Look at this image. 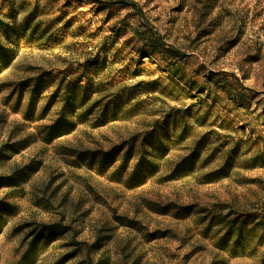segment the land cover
Segmentation results:
<instances>
[{
	"label": "rangeland",
	"instance_id": "rangeland-1",
	"mask_svg": "<svg viewBox=\"0 0 264 264\" xmlns=\"http://www.w3.org/2000/svg\"><path fill=\"white\" fill-rule=\"evenodd\" d=\"M107 1L0 0V264H264V0Z\"/></svg>",
	"mask_w": 264,
	"mask_h": 264
},
{
	"label": "trees",
	"instance_id": "trees-1",
	"mask_svg": "<svg viewBox=\"0 0 264 264\" xmlns=\"http://www.w3.org/2000/svg\"><path fill=\"white\" fill-rule=\"evenodd\" d=\"M105 3H106L107 8H110L114 5L132 7L133 9L137 10L138 13L141 15V17L143 18V14H142L141 10L138 9V6L134 2H129V1H125V0H117V1H107ZM0 31H3V33H5V35H7V31H8L7 25L1 19V16H0ZM149 32H147V33L144 32V34H142L141 32H137L136 35L138 36V38L141 42L148 43L153 48H162V46H161L162 44L159 42V38L157 36H154L152 33L149 34ZM0 55H1L0 57L3 60H5L4 65L8 64L12 58V56L8 54L7 49L2 45H0ZM40 85L41 84L38 80L35 81V84H34V87L31 91V95H30V99H29L30 105L34 104L35 99H36V95L40 91ZM80 104H81V102L78 104V106H76L75 98H72L69 95H64V97L62 99V106L60 108L59 118H57V120L55 121L54 124H51L46 128V133L44 136L45 142H51L54 138H57V137L63 135L61 128L64 129V128H68L71 126L68 122L64 121L65 114L66 113H69V114L74 113L75 109L77 107H79ZM63 121H64V123H62ZM135 173H136V168L132 172L131 177L134 176ZM21 176L26 177L27 175L24 172H21ZM16 179H19V176L16 177L14 175L13 177L4 178L5 181L11 180L12 183L13 182L16 183L14 181ZM4 206L5 205L0 202V209L3 208ZM51 233H52V230L49 232V235H51ZM42 239H43L42 232L33 236L31 241L29 242L25 252L22 255L23 261H29V260L33 261L35 259V257L37 256V247L41 243Z\"/></svg>",
	"mask_w": 264,
	"mask_h": 264
}]
</instances>
